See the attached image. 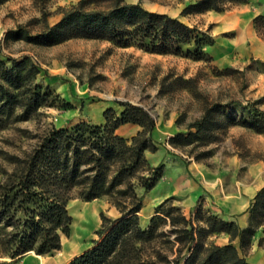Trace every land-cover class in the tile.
<instances>
[{
    "label": "trees",
    "instance_id": "obj_1",
    "mask_svg": "<svg viewBox=\"0 0 264 264\" xmlns=\"http://www.w3.org/2000/svg\"><path fill=\"white\" fill-rule=\"evenodd\" d=\"M6 1L0 0V4ZM248 2L196 0L182 14L220 13L233 4ZM62 14L59 22L41 32L31 34L18 26L9 30L6 38L49 45L85 38L149 53L211 59L204 48L212 46L214 40L207 33L177 17L150 12L138 3L80 0ZM253 23L257 30L264 28V17L257 16ZM39 73L28 57L0 58V131L12 121L29 120L40 108L58 103L48 87L35 82ZM118 103L123 109L119 113L106 109L103 124L82 121L71 127L51 125L35 136L33 149L21 157L9 156L13 168L3 170L5 178L0 179V257L11 261L0 264H17L27 252L42 256L59 251L61 237H68L71 231L73 218L67 204L73 198L85 202L105 199L122 216L112 220L102 215L98 240L70 264H251L246 255L258 228L264 225V187L253 198L245 228L213 216L202 206L193 218H187L179 207L167 206L169 199L156 208L146 227L140 225L143 203L135 182L147 193L163 177L164 164L151 167L145 157V152L157 149L153 140L155 120L142 107ZM232 104L241 105L233 100L206 102L200 117L186 126V132L170 137L168 143L179 149L206 147L219 141L233 125L264 133V111L254 108L248 120H236L223 111ZM128 123L141 129L130 138L118 135L117 129ZM208 154L203 151L195 160ZM221 234L229 237L226 244L211 239Z\"/></svg>",
    "mask_w": 264,
    "mask_h": 264
},
{
    "label": "rangeland",
    "instance_id": "obj_2",
    "mask_svg": "<svg viewBox=\"0 0 264 264\" xmlns=\"http://www.w3.org/2000/svg\"><path fill=\"white\" fill-rule=\"evenodd\" d=\"M79 1L8 0L0 4V58L6 61L9 57L18 60L28 57L40 69L35 82L48 87L59 99L55 106L42 107L31 119L12 121L0 131V179L5 178L1 173L3 170L10 172L13 168L9 156L21 157L33 149L35 136L51 125L71 127L82 121L103 124L104 111L112 108L115 113H119L123 107L118 102H123L142 107L160 129V134L153 136L156 151L145 152L151 167L164 164L167 156L181 157L187 164L190 160H195V155L208 151L210 154L195 162L206 165L217 174L211 176L215 187L211 189L214 195L211 198L212 204L222 194L220 184L230 182L232 192H238L239 186L247 187V212L250 213L255 194L264 187V133L233 125L222 134L219 141L206 147L189 146L179 149L168 143L170 137L179 131L186 132V126L200 117L206 102H240V106L232 104L223 110L236 120H248L254 108L264 111V84L251 82V78L243 70L252 60L231 67L223 65V42L236 36L234 31L224 25V16L229 14L227 10L183 15L182 10L196 0H125L127 3H138L150 12L177 17L184 24L207 33L214 40L212 46L204 48L211 56L209 60L149 53L133 46L120 47L104 40L72 38L49 45L28 44L22 40L6 38L7 32L18 26L25 27L31 34L41 32L47 26L59 22L62 12ZM243 5L234 4L230 9ZM248 5L257 7L255 4ZM259 35L264 36V28L259 29ZM190 48L194 49V46L191 45ZM179 78L191 79L192 82L184 84ZM47 79H58L62 83L46 84ZM65 103L70 106H65ZM169 174V170H164V177L152 189L146 201L157 198L168 189L165 179ZM135 190L138 196H142L143 203L146 192L137 181ZM169 200L167 206L179 207L183 212L176 199ZM69 201L67 209L73 218L70 234L68 237H61L59 251L42 255L44 257H63L67 260L92 248L93 242L98 240L102 215L112 220L122 216L114 206L113 209L97 213L99 203L89 205L78 198ZM151 207L149 202L144 207V212L140 211L138 215L142 227L149 223L150 219H146ZM205 210L215 215L211 209ZM221 212L224 214L222 209ZM194 214L190 212L184 215L193 218ZM164 229L168 230V226ZM211 239L219 245H223L225 241L222 235ZM76 247H81V251L76 253ZM257 250H264V225L255 234L253 245L246 255L248 261L258 260L253 256ZM27 253L17 264H23ZM3 261L11 260L0 257V262Z\"/></svg>",
    "mask_w": 264,
    "mask_h": 264
},
{
    "label": "crops",
    "instance_id": "obj_3",
    "mask_svg": "<svg viewBox=\"0 0 264 264\" xmlns=\"http://www.w3.org/2000/svg\"><path fill=\"white\" fill-rule=\"evenodd\" d=\"M248 3L255 4L257 7L253 5L249 6ZM248 3L239 8L227 10L229 14H225L224 16L225 27L234 31L236 36L229 40L226 39V41L223 42L224 50L221 59L225 67H231L240 62L245 63L247 60H252L253 64L250 63L245 66L243 70L247 73L248 77L251 78V82H255V84H264V36L259 35V30L255 28L253 23V20L257 16L264 17V0H249ZM45 83L61 84L62 82L60 83L58 79H47ZM140 129L139 126L128 123L121 125L116 133L122 137L130 138L136 135ZM159 134L160 129L155 127L153 136H158ZM164 168L165 172L166 170L170 171V176L165 179L168 184V189L157 198H151L148 201H146V198L152 189L143 197L144 204H142L141 212H144V207L149 202L152 205L146 221L155 214L156 208L162 202L166 199L173 198L177 200V204H179L185 215L190 214V212L195 213L196 210L202 206L204 209H211L215 215L224 220L235 221L241 228L247 226L249 221V213L247 212V187L243 188L239 186L238 192H232L229 188L232 186L230 182L220 184L222 194L218 196L215 204H212L211 198L214 195L211 189L215 187L211 176H214L216 173L210 170L206 165L195 162V160H190L189 163L185 164L181 157L167 156L164 160ZM215 176H217V174ZM161 179L159 181H161ZM96 203H99L100 207L97 213H101L105 209H113V206L104 199L85 202V204L89 205H94ZM221 209L224 214H222ZM221 235L223 240H225L223 244H226L229 241L228 236L225 234ZM79 250L81 251V247H76L74 249L76 253ZM255 252L253 256L254 258H258V260L256 262H249L251 264H264V250H257ZM81 253L82 252L79 254ZM79 254H75L67 260L63 257H37L34 254H27L23 264H69L72 258Z\"/></svg>",
    "mask_w": 264,
    "mask_h": 264
}]
</instances>
